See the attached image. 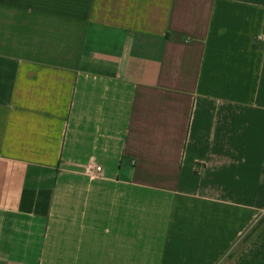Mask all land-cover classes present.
<instances>
[{"label":"crops","instance_id":"0c3cea01","mask_svg":"<svg viewBox=\"0 0 264 264\" xmlns=\"http://www.w3.org/2000/svg\"><path fill=\"white\" fill-rule=\"evenodd\" d=\"M263 217L264 0H0V264H264Z\"/></svg>","mask_w":264,"mask_h":264},{"label":"trees","instance_id":"16d2710c","mask_svg":"<svg viewBox=\"0 0 264 264\" xmlns=\"http://www.w3.org/2000/svg\"><path fill=\"white\" fill-rule=\"evenodd\" d=\"M264 223V217L256 224V226L247 234V236L244 239V243H246L252 235L255 233V231Z\"/></svg>","mask_w":264,"mask_h":264},{"label":"built area","instance_id":"2783aa9c","mask_svg":"<svg viewBox=\"0 0 264 264\" xmlns=\"http://www.w3.org/2000/svg\"><path fill=\"white\" fill-rule=\"evenodd\" d=\"M96 171H97V172H101V168L97 167V168H96Z\"/></svg>","mask_w":264,"mask_h":264}]
</instances>
